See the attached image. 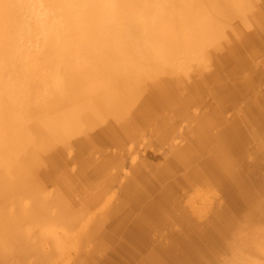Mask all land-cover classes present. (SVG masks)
Segmentation results:
<instances>
[{
	"label": "rangeland",
	"instance_id": "374dc122",
	"mask_svg": "<svg viewBox=\"0 0 264 264\" xmlns=\"http://www.w3.org/2000/svg\"><path fill=\"white\" fill-rule=\"evenodd\" d=\"M42 1L40 3H43L47 11L45 16L48 25L46 28L37 25L39 29L36 27L34 31L32 30V34L28 30L27 41L22 46V54L24 53L27 56L26 59L31 61L28 63L30 71L27 75L38 79L36 80L38 85L45 81L47 83V79L55 70V63L52 65L43 62L42 57L39 56L40 52L46 51L53 43L54 33L57 30L69 31L72 26L69 24L71 18H67V25L61 23L63 13L51 7L45 0ZM187 1L190 2L189 5L185 4V8H179L182 11L181 14L177 11L165 10L169 15L165 13L157 15L154 25L156 31L160 28L161 32L167 34L165 37L171 43L181 38L179 34L182 38L186 37L188 32H192L188 29L195 28V34L201 37L199 44L185 55L169 56L170 60L164 63L166 64L165 72L149 70V72L136 71L128 72V74L133 75L131 85L140 89L143 85V77L151 79L157 73L156 75H161L158 78L160 79L168 72L176 70L178 75L180 74V77H177L180 81L174 82L175 84L171 83L170 86L174 87L179 84L180 91L187 92L185 87H191L194 81L199 80L200 77L196 76L199 73L202 77L199 82L201 88L197 89L195 94L202 105L192 103L186 113L182 114L177 109L179 105L170 102L162 109L166 115L163 125L159 124L163 120L155 121L147 124L145 130L139 133L138 138L122 139L120 131L126 123L115 121L113 114H123L127 117L129 114L127 109L119 110L120 106L115 103L112 111L107 110L112 113L110 115L103 109L99 111L95 106L96 100H90L88 96L91 93L89 90L101 96L100 84L112 85V87L122 85L127 89L123 84L125 78L123 79L119 72L114 70L116 69L115 63H111V70L114 72L111 74L113 77L110 83L102 81L96 85L92 81H83L80 84L76 82L72 84L75 90L67 86L66 128L58 124L59 120L48 119L46 107H40L38 114L32 120L44 125L45 131L41 130L43 134L47 136L49 133V136L58 138H55L52 145L47 147L41 146L39 141L30 139L23 151L32 150L37 158L29 167L26 179L28 184L19 193L18 197L21 201L16 195H11L7 203L0 200V214L3 216H10L12 207L25 204L36 207V210L40 208V218L30 221L23 220L22 226L17 227L22 233L18 239H13L8 243L9 249L5 248L6 244L2 245L0 242V264H148L147 262L150 263L149 260H151L148 258L157 257V254L151 257V251L157 249V246L161 251L167 249L170 257L173 254V257L180 256L185 261L189 259L187 257L188 248H184L187 244L185 241H190L192 238L196 246L197 244L198 247L200 246L199 256L194 257L196 264L198 262L208 264L213 260L212 264H264V240H260L262 239L260 235L264 237V220L243 221L246 213L250 214L251 208L256 214L260 213V209L264 208V201L263 206H260L253 198H248L249 200L232 215L231 224L223 222L217 224L222 235L218 236L216 233L218 238L216 234L215 237L211 235L212 238H210L211 225L218 221L219 210L217 209H223L227 205L226 194L229 191L227 190L226 193L217 181L209 180L205 183L201 173L195 175L192 172L194 166L205 162L206 160H203L210 157L208 155L213 146L203 142L205 145L201 144L203 148L201 151L197 150L195 154L191 153L189 146V143L193 142L190 140L192 137L190 130L196 127L197 116L206 114L209 109L212 112L216 107L217 113L209 116L210 112L203 117L222 121L219 127L215 123L210 127L216 144L225 141L230 125L236 126L234 128L241 131H238L240 138L245 139L242 143L247 147L249 154L244 155L239 152L235 156L232 154L231 161L240 169L239 173L245 171L248 173L247 170L250 169L253 170L254 177L257 176L260 181L261 176L264 178V167L261 172L257 168L264 162L260 159L258 160L260 165L254 164V158H260V152L255 153L252 147L259 143L256 139L253 140L250 134L251 131H258L260 143L264 148V123L261 122L264 119V111L260 112L255 109L258 102H263L264 107V0H202L203 2L195 0L198 2L197 7L191 0ZM36 2L38 1H34L33 4L35 5ZM161 2L164 5L171 3L170 0H161ZM74 4L75 9L82 6ZM19 7L17 3L8 5L0 0V37L5 41L3 45L5 49L0 53V58L13 54L12 34H10L13 32H10L11 25L8 20L11 18V13L17 12ZM220 7L224 13L219 11ZM51 8L54 11L51 12ZM185 9H189L191 14L189 15ZM202 20L208 21L205 22V29L195 25L196 22ZM169 24L172 28H169ZM33 25L36 24L33 23ZM39 30L45 35L43 33L40 34L43 36L38 35ZM174 30L178 31L177 34L168 36ZM33 33L37 35L34 36ZM143 34V31L139 30V35ZM156 35L157 32L153 41ZM82 37L71 39L69 42L71 47L82 49L84 42L81 41ZM35 38H37L36 41ZM42 38H44L43 41ZM36 42L38 44H35ZM243 42L249 46L244 48L247 44L244 45ZM245 57L249 62L243 64L242 60ZM139 64L141 63H135L133 66ZM140 66H142L141 69L147 68L144 64ZM91 70L94 71V69ZM149 74L151 77L147 76ZM137 77L139 79L136 81ZM234 78H237L238 83L244 85L245 88L239 94L231 88V83L236 81ZM148 84V88L157 94L155 89L158 85ZM147 86L142 88L146 87L145 92L139 94V98L142 97L141 94L147 92ZM44 88L49 87L44 86ZM166 93L171 94L172 91ZM117 94H122L120 96L122 98L125 97L121 92ZM139 101L138 99L137 102ZM255 101H258L257 105L252 106L251 102ZM124 106L129 107L125 104ZM72 107L83 108L74 115L70 111ZM114 107H118V111L116 108L114 110ZM241 118H247V120L242 121ZM247 121L248 125L245 124ZM31 128L34 129V126ZM89 129L93 131L87 132ZM157 130L163 133L164 139L161 141L155 140L158 137ZM193 131L195 132V128ZM85 139L91 141L88 146L81 145ZM228 149L232 150V148ZM171 158H173V163L168 166L167 161ZM154 160H157L156 167L163 171L162 181L157 182L144 198L132 197L128 193V186L131 183L137 184V179L145 184L143 178L147 179L148 175L153 173V171L149 172L151 167L147 165V162ZM102 165L105 168L104 171L101 168ZM190 175L198 179H191ZM233 178L236 177L233 176ZM251 186H253L251 189L255 191L260 189L258 180L255 185L251 184ZM165 193H168L167 199ZM153 198L166 199V207L161 209L159 207L151 218L141 221L147 231L140 228L143 231L140 233L142 234L140 240L129 238L126 227L131 224L134 227V220L144 217L140 215L143 207ZM126 199L129 200L128 206L124 205ZM246 229L247 234H245ZM252 229L255 231V236L252 235ZM240 233L243 235L239 236ZM248 234L253 237L246 238ZM249 245L252 246L253 251L248 249L251 248ZM213 257L216 258L213 259ZM200 258L202 261L204 259V263Z\"/></svg>",
	"mask_w": 264,
	"mask_h": 264
},
{
	"label": "bare ground",
	"instance_id": "6f19581e",
	"mask_svg": "<svg viewBox=\"0 0 264 264\" xmlns=\"http://www.w3.org/2000/svg\"><path fill=\"white\" fill-rule=\"evenodd\" d=\"M3 1L8 5L17 3V5H20V7L18 8L17 12L11 13V18H9L8 20L9 24L11 25L10 32H13L10 33L12 34L11 43L13 46V54L11 53L4 58H0V200L7 203L11 198V195H16V197H18L22 188H24L26 184H28L26 179L29 167L32 166L35 158H37L36 153L32 152V150H27L26 152L23 151V148L27 146V143L30 141V139L37 142L39 141V144H41V146L47 147L58 138L49 136V133L47 136L43 134L41 130L43 129L45 131L44 125L32 120L33 117L38 114L40 107H46V110L48 112L46 115L48 119H51L52 121L57 119L59 120V125L64 128L67 127V86L69 87V89H73L72 84L76 82H79L80 84L83 81H92V83L96 85L100 84L102 81H107L108 83H110V80L113 77L111 74L114 72V70L118 71L120 76H122L123 79L125 78L123 80V84L126 85L127 89L123 88L122 85H116L112 87V85L100 84V92H102L101 96L96 95L97 93L93 90H89L91 93L88 96L90 100H96L95 106L99 111L101 109L105 111H112L113 105L115 103L120 106H118L119 110L127 109L126 111L129 112L127 117L123 114H113L115 116V121L126 123L121 127L120 138L122 139L138 138L141 130H145V126L147 124L153 123L155 121L161 122L163 120L162 123H159L160 125H163L166 115L162 109L164 105H168L170 102L177 103L179 105L177 109L182 114L186 113L188 107L192 103H201V101L198 100L199 97L195 94L197 89L201 88L199 82L202 77L199 73L196 76H199L200 79H197L196 81H194V79L191 80V83L194 81L191 84V87H185L187 89V92H181L179 89V84L174 87L173 85L170 86L171 83L180 81L177 79V77H180V74L178 75V71L176 70L168 72V74L160 79L158 78L161 75H156L157 73H155L154 77H151L150 74L147 75L148 77H151V79L143 77V85L140 86V89H137L136 87L131 85L130 81L133 80V75L129 76L128 74V72L139 71L141 73V71L149 72V70L152 72H165L164 69L166 67V64L164 63H167L168 60H170L168 59L169 56H172L173 54L175 56H179V54L185 55L188 53V51H191L192 48H195V45L199 44V40H201V37L195 34V28H189L188 31L192 32H188V36L186 37L182 38V35L179 34L182 38L181 41H179L181 39L180 38L179 40L171 43L165 37L167 36V34H165V32H161L160 28L156 31V27L154 25V22L157 19V15H161L162 13L169 15V13L165 12V10H169L171 12L177 11L178 14L179 12L181 14L182 11L179 10V8H185V4L189 5L190 2L188 3L187 0H170L171 3L169 5H164L161 0H45L51 7L56 8L63 13L61 23L67 25V20L71 18L69 19V24L72 26L69 31L57 30V32L54 33L53 43L50 44L49 48L47 47L48 49L46 48V51L40 52L39 56L42 57L43 62L48 64L55 63V70L50 75L49 79H47V83L45 81L41 83V85L37 84L38 82L36 80L38 79H35L34 76L27 75V72L30 71V68L28 69V63H30L31 61L26 59L27 56L24 53L22 54V46L24 45V42L27 41L28 30H30L29 32H31L30 34H32L34 29L36 27L38 28V26H41V28H46V26L48 25L46 20L47 18L45 16L47 14V11H45L43 3H40L41 0H37L40 4L36 2V7L33 4L36 0ZM203 1L201 0V2ZM191 2H194V5L197 7L196 3H198L199 0L198 2H196L195 0H191ZM74 3L80 4L82 6L79 9H75ZM188 5L186 7H188ZM165 6L167 8H165ZM50 10L52 12L53 9L51 8ZM185 10L189 15L191 14L189 9ZM219 11L224 13L221 7ZM177 17L179 18V16ZM205 22L208 21H198V23L196 22L195 25L199 26L202 29H205ZM33 23H35L36 25H33ZM169 28H172V26L170 27V24ZM139 30L143 31L144 34L139 35ZM156 32L157 35L155 41H153ZM177 32V30H174V32L168 34V36L175 33L177 34ZM34 33V36L37 35ZM42 33L43 31H40L38 35ZM43 35L45 34L43 33ZM78 36H83L81 41H84L82 43L83 47L80 50L71 47L69 43L71 39L74 40ZM37 38H35V41L37 40ZM43 40L44 38H42V41ZM245 42H243L244 45L247 44ZM43 43L44 42H42V44ZM4 44L5 41L1 40L0 37V53H2L5 49V47L3 46ZM35 44L38 43L36 42ZM248 46L249 45L247 44L246 46H244V48H247ZM37 49H39V47ZM248 62L249 60L246 57L242 60L243 64ZM111 63H115L116 69L111 70ZM135 63L141 64L133 66V64ZM143 64L147 67L146 69H141L142 66L140 65ZM148 66L151 68H149ZM91 69H94V71H92ZM89 70L91 72H89ZM217 77L219 76L217 75ZM138 79L139 77L135 78L136 81ZM234 79L236 81L231 83V88H234L239 94L243 92L245 88L244 85L238 83L237 78ZM148 83L152 85H158V88L155 89L157 94L154 90H150L148 88ZM145 85L147 86V92L145 94H141L142 97L139 98V94L141 92H145L146 87L145 89H142ZM44 86H48L49 88L46 89L44 88ZM73 90H75V88ZM168 91H172V93L167 94L166 92ZM118 92L123 93L125 97H120L122 94H117ZM138 99L140 100L139 102H137ZM257 102L258 101L251 102L252 106L257 105ZM124 104L129 107H125ZM200 105H202V103ZM262 105L263 102H258V105L255 109L263 112L264 107ZM118 107H114V110L115 108L117 110ZM82 108L83 107H72L70 111H72L73 114L76 115V112L78 110H81ZM210 112L211 109H209V112H207L206 114H198L199 116H197V119L195 121L196 127H193V129L195 128V132L193 131V129L192 131L189 129L192 136L190 140L193 141L189 143V146L191 148L192 154H195L197 150L201 151V148H203L201 144L205 145L204 143H206L207 145L210 144L213 146V148L209 152L210 155H208L210 157L207 159L203 158V161H206L202 163L200 162L197 166H194L192 172H194L195 175H199L201 173L203 175L205 183L209 182V180H214L217 181L218 184L223 186L226 193L227 190L229 191L228 194H226L227 205L225 207L223 206V209H217L219 210L218 221L215 222L214 220L215 223L211 225V228L209 230L210 238H212L211 235L215 237L216 233L218 234V236L222 235L217 224L222 222L231 224V221L233 222L232 215L235 214V212H237L236 210L238 208H241V205H243L250 198H253L256 203H258L260 206H263L264 178L263 176H261L260 181L257 176L254 177V172L250 169L247 170L248 173L246 171L243 173L238 172V170L240 169L231 161V158H233L231 155L234 154L235 156L238 152L244 155L249 154L247 147H245L242 143L245 142V139L240 138V135L238 133L239 130L237 131L234 128L236 126L230 125L228 136L226 135L225 141L221 142L220 144H216L215 138H213V135L211 134L212 130L210 129V127L213 123H215V125L219 127L220 124H222V121L218 122L213 118H203L206 117ZM212 113H217L216 107L212 110L209 116ZM68 114L69 116H71L70 113ZM108 114L111 115L112 113L108 112ZM241 120L246 121L247 118H241ZM261 122L264 123V119ZM245 124L248 125V121L245 122ZM31 125L34 126V129L31 128ZM91 130L92 129H89V131L87 132H91ZM94 132L96 131L94 130ZM157 132L158 137L155 140H163V133L159 130H157ZM257 132L251 131L250 134L251 138L253 140L256 139V141L259 143V145L254 144L252 148L255 153L260 152V158H254V164L260 165V163H258V160L261 159L264 162V148L260 143L259 135ZM195 137L196 139H194ZM60 138L63 139L62 137ZM90 142L91 141H89V139H85L84 141H82L81 145L88 146ZM228 148H232V150ZM34 155L36 156L33 157ZM157 155L159 154L157 153ZM172 159L173 158H171L169 161L166 160L168 166L173 163ZM156 163L157 160L147 162V165L149 164V167H151V170L149 172L153 171V173L148 175L147 179L143 178L146 186L144 187L145 184L137 179V184L133 185L131 183V185L128 186L127 190L129 191V195L136 199H142L147 194H149V192L152 190V187L155 186L157 182L162 181L164 174L163 171L156 167ZM263 167L264 163L263 165L261 164L259 167H257L259 168V172L263 171ZM101 168L102 170L105 169L103 168V165L101 166ZM233 176H235L236 178H233ZM190 177L191 179L197 178L196 176L191 175ZM257 180L258 184L260 185V189L258 191H255L251 189L253 187L251 186V184L255 185ZM174 183H176V181ZM249 186L251 187L247 189V187ZM33 188L35 189V187ZM167 194L165 193V198ZM18 198L21 201V198ZM166 199L163 200L153 198L145 203L140 214L144 215V217L142 219L134 218L135 226L132 227L131 224L129 227H126V233L129 234V238L136 240L141 239L140 235L142 234L140 233L143 232L141 229L144 228V230L147 231V229H145V226L142 225L143 222L141 221L146 218H151L152 214L155 213L159 207L160 209L164 206L166 207ZM128 202L129 200L126 199L124 205L128 206ZM11 209L12 212L10 216H3L2 214H0V242L2 243V245L6 244V249H9L8 243L13 239H18L19 235L22 233V231H20L17 227H21L24 221H30L32 219L38 220L41 213L40 208L39 210H36V207L25 204H23V206L19 205L12 207ZM263 209L264 208L262 207V209H260V213L256 214L254 212V209L251 208V211H249L250 214L246 213V215L244 216L245 219L243 221L250 222L256 219L264 220ZM245 232H243V234ZM254 232L255 231L252 232V235L254 234ZM203 233L204 232L202 231V234ZM247 233L248 231L245 234ZM243 234L240 233L239 236ZM258 234H256V236H259ZM252 235L248 234V237H246V235H244V237L250 238L249 236L253 237ZM260 237H262V239L260 240H264L263 236L260 235ZM192 239H190V241L186 240L185 242L187 244L185 245V242H182L184 248H188L190 254L187 251L185 252L188 253L187 257L189 259H185L184 261L182 260V258H180V256L173 257V254L170 257V252H167V249L161 251V249H159L157 246V249L151 251V257L155 254H157V257L154 256L153 258H148L151 260H149L150 263H147L196 264V262L194 261V257L196 255L199 256L200 246L198 247V244L196 246V242ZM225 240L226 239H224V241ZM241 240L243 241V239ZM251 245H249L251 248H247L252 250ZM258 245L260 247L259 243ZM234 252L236 253V251ZM208 256L210 255L208 254ZM179 258L181 259V261L179 260ZM214 258L216 257H213V259ZM200 260L202 263H204V259L202 261V259L200 258ZM212 263H214V260Z\"/></svg>",
	"mask_w": 264,
	"mask_h": 264
}]
</instances>
